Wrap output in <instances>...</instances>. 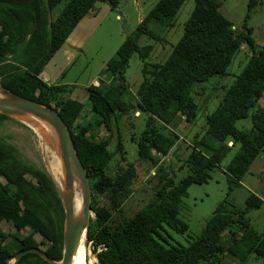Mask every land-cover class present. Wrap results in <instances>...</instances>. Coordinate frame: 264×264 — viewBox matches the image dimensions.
I'll return each mask as SVG.
<instances>
[{"label": "trees", "instance_id": "1", "mask_svg": "<svg viewBox=\"0 0 264 264\" xmlns=\"http://www.w3.org/2000/svg\"><path fill=\"white\" fill-rule=\"evenodd\" d=\"M60 1L0 0V84L52 106L65 122L90 180L94 219L89 222L85 238L93 250L101 246L96 253L98 264H222L224 257L244 262L250 254L264 262V238L249 225L244 212L226 199L215 206L201 233L190 237L186 245L170 243L167 234V229L180 234L187 231L188 225L179 212L188 186L206 182L210 171L220 165L236 143L237 150L223 168L230 188L240 185L255 158L264 156V103L257 104L264 93V43L256 47L252 28L245 23L236 30L220 12L217 0H194L183 33L170 53L162 62L149 63L146 58L152 44L139 45V37L162 40L155 29L172 27L184 2L158 0L106 64L110 80L86 87L90 111L99 117L95 124L101 121L109 132L97 139L87 134L88 127L77 123L84 104L70 97L68 85L47 83L40 73L79 21L96 10L98 2L114 10L121 0H68L51 18V9ZM255 2L249 0L248 11ZM243 44L250 50L248 60L225 89L217 107L205 114V134L192 140L184 161L186 175L177 183L172 178L164 182L159 166L160 184L152 199L133 215L119 222L111 220V208L101 205L94 194L95 182L99 181L113 198L124 194L137 176L132 163L115 173L109 171L116 153L123 161L126 159L117 120L130 111L148 115L144 129L131 139L136 144L137 160L157 166L159 155H168L179 138L172 130L177 115L187 122L197 116L198 105L192 98L195 85L223 75L217 67L228 66ZM135 52L142 60L143 77L135 94L128 98L124 71ZM248 116L251 128L238 129L236 120ZM7 118L0 113V123ZM112 124L117 130L113 145ZM206 138L214 139L217 145L209 146ZM245 202L248 207L264 203L252 192ZM0 219L12 220L16 230L31 229L30 234L16 238L13 248L4 245L0 229V264H7L11 255L31 246L39 247L54 260L61 259L63 210L56 187L45 172L20 159L4 136H0ZM33 234H39L40 240H35ZM14 264L49 263L31 252Z\"/></svg>", "mask_w": 264, "mask_h": 264}, {"label": "rangeland", "instance_id": "2", "mask_svg": "<svg viewBox=\"0 0 264 264\" xmlns=\"http://www.w3.org/2000/svg\"><path fill=\"white\" fill-rule=\"evenodd\" d=\"M67 1L61 0L51 9V18L58 15ZM157 1L121 0L114 10L105 3L98 2L96 10L79 21L72 31L73 33L71 32L67 43L65 42L46 64L45 70L49 73L50 79H54L52 83L68 85L70 97L84 104L77 123L88 127L87 134L89 136L100 139L109 132L101 121L95 124L99 117L90 111L86 87L105 84L110 80V75L105 70L106 64L114 56L124 38L132 33L139 21ZM217 1L220 12L231 21L236 30H241L245 23L252 28L251 36L256 47L258 48L264 43V0H256L249 11L247 8L249 0ZM193 7L194 0H184L175 15L173 26L155 29L157 35L162 36V40L156 41L146 35L139 37V45L152 44V50L146 58L147 62H162L167 57L173 45L181 37L184 23L189 18ZM247 13L248 17H246ZM249 54L250 50L243 44L241 49L233 55L228 66L217 67L218 72H224L223 75H214L195 85L192 98L198 105L197 116L192 122H187L180 114L177 115L176 125L172 130L177 133L179 138L168 155H159L160 163L157 166H153L147 161L137 160L136 144L131 139L132 135L136 137L144 129L148 115L144 112L130 111L117 120L118 133L126 159L123 161L116 153L109 164V171L115 173L126 163H132L136 167L137 176L126 188L124 194L113 198L103 190L99 181L95 182L94 194L101 205L111 208V220L119 222L123 218L133 215L152 199L155 188L160 184L157 175L159 166H161L160 175L165 177H163L164 182L167 181V178H172L174 183H177L186 175L187 168L184 167V161L193 144L192 140L200 139L205 134V114L217 107L225 89L242 71ZM141 68L142 60L135 52L129 57L124 71L125 83L130 92L128 98L131 94H135L142 81ZM263 103L264 93L259 97L257 104ZM255 109L256 106L250 112L252 113ZM251 125L249 116L235 122L238 129H250ZM112 127L114 128L111 132L113 137L111 144L113 145L117 140V130L115 124H112ZM0 136H4L6 141L13 145L20 159L50 177L41 155L39 139L24 121L9 116L0 123ZM205 142L209 146L217 145V141L212 138H206ZM110 148L112 147L110 146ZM237 148L238 144L236 143L220 165L210 171V178L206 182L188 186L186 195L182 198V207L179 212V217L187 223L188 228L181 234L167 229L170 243L186 245L190 237L198 236L206 219L223 199H226L239 211H243L249 225L264 238V203L259 207H248L245 202L250 192L260 197L264 202V156L260 155L255 158L248 172L243 176L240 185L230 188L223 168L229 163ZM152 153L155 154L154 151ZM52 182L54 183L53 180ZM55 187L58 192V187L56 185ZM93 219L94 213L91 211L89 222ZM0 229L4 237V245L12 248L16 243V238L31 233V229L27 227L16 230L12 220L5 219H0ZM85 232L81 239L89 252H87L88 257L92 258L88 264H98L96 253L101 250V246L93 250L92 243L85 238ZM33 237L37 241L41 238L39 234H33ZM222 264H264V262L262 258L250 254L244 262H240L236 258L224 257Z\"/></svg>", "mask_w": 264, "mask_h": 264}, {"label": "water", "instance_id": "3", "mask_svg": "<svg viewBox=\"0 0 264 264\" xmlns=\"http://www.w3.org/2000/svg\"><path fill=\"white\" fill-rule=\"evenodd\" d=\"M0 113L28 121L39 119L49 124L55 133L56 146L63 162L66 178L64 189H58L63 210L61 259L54 260L39 247L31 246L11 255L7 260V264H14L24 254L31 252L36 253L49 264H71L77 244L88 226L91 213V189L87 171L79 158L70 132L61 116L52 106L43 105L35 100L16 94L1 84ZM73 172L78 175L81 184V207L77 213L73 211L71 178Z\"/></svg>", "mask_w": 264, "mask_h": 264}, {"label": "bare ground", "instance_id": "4", "mask_svg": "<svg viewBox=\"0 0 264 264\" xmlns=\"http://www.w3.org/2000/svg\"><path fill=\"white\" fill-rule=\"evenodd\" d=\"M20 120L24 121L25 124L37 135L39 139V148L45 163V168L58 189L63 190L66 180L65 170L59 150L56 146L57 143L53 129L43 120ZM71 178L73 211L77 213L81 207V184L78 175L75 172L72 173ZM91 260L92 258L88 257L87 248L83 242V239H81L77 244L71 264H88Z\"/></svg>", "mask_w": 264, "mask_h": 264}, {"label": "crops", "instance_id": "5", "mask_svg": "<svg viewBox=\"0 0 264 264\" xmlns=\"http://www.w3.org/2000/svg\"><path fill=\"white\" fill-rule=\"evenodd\" d=\"M117 17H119L118 15H117ZM140 20V19H139ZM74 30V29H73ZM73 33V32H72ZM72 33H70V35L68 36V38L66 39V43H67V40L71 37V34ZM53 58V57H52ZM46 69V68H45ZM43 70L41 73H40V76H41V78L44 80V81H46L47 83H50V84H58V83H52V80H54L53 78H52V80L50 79V75H49V73L46 71V70Z\"/></svg>", "mask_w": 264, "mask_h": 264}]
</instances>
